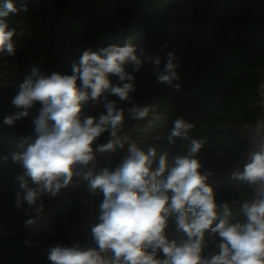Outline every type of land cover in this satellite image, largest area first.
<instances>
[{
  "label": "clouds",
  "instance_id": "obj_1",
  "mask_svg": "<svg viewBox=\"0 0 264 264\" xmlns=\"http://www.w3.org/2000/svg\"><path fill=\"white\" fill-rule=\"evenodd\" d=\"M27 11L24 0L19 7L14 0H5L0 17ZM14 36L15 29L0 19V55L15 56ZM144 65L151 66L157 84L181 90L179 58L174 52H167L162 65L161 55L130 40L123 46L83 51L79 61L71 64L70 75L43 74L33 67L19 84L12 99L18 111L3 123L14 126L39 104L33 120L36 138L21 137L20 150L2 159H11L23 169L14 180L16 208L26 204L25 215L32 214L25 225L36 223L44 211V197L55 198L78 179L86 182L91 194H103L99 223L91 228L97 247L82 248L79 242L50 246L46 253L51 264H264V122H257L252 132L258 143L242 170L232 173L234 179L248 183L253 195L240 201L243 221L231 222L228 204H218L213 186L207 183L212 173L200 171L198 157L206 140L190 136L193 123L183 118L172 122L167 144H188L184 154L171 159L167 153L158 155L155 147L145 151L122 134L127 120L142 122L158 109L156 104H138L133 96L137 87L132 72ZM112 77L118 83L113 84ZM109 96L130 106L120 107ZM89 100L105 111L98 117L84 116ZM105 133L107 142L96 143ZM117 149L122 155L115 168L96 171L97 155ZM220 208L223 216L218 215ZM173 218L178 236L170 232Z\"/></svg>",
  "mask_w": 264,
  "mask_h": 264
},
{
  "label": "trees",
  "instance_id": "obj_2",
  "mask_svg": "<svg viewBox=\"0 0 264 264\" xmlns=\"http://www.w3.org/2000/svg\"><path fill=\"white\" fill-rule=\"evenodd\" d=\"M19 7V0H14ZM5 0H0V10ZM31 9L8 17H0L15 29V56L0 55V227L4 232L25 225L31 217L24 208L15 206L16 174L21 166L14 165L5 154L20 150L21 137L31 136L33 120L40 105L29 115L15 122L3 123L6 116L18 109L12 104L19 84L30 75L33 67L43 74H71V64L78 62L85 50L98 51L110 45L123 46L127 41L162 57L167 52L179 58L177 69L181 90L157 84L151 66L144 65L132 72L138 104H156L157 112L142 122L127 120L124 131L145 151L155 147L158 155L167 153L169 159L184 154L188 142L168 145L165 137L172 122L183 118L195 125L190 136L206 140L201 148L200 171L211 172L207 183L213 186L218 204L227 203L231 222L243 221L240 205L252 195L246 181L232 177L231 171L246 147L230 122L247 125L262 115L258 86L264 69V0H30ZM167 45V48L164 46ZM113 84L118 83L112 77ZM79 83V82H78ZM120 107L130 105L115 96ZM102 105L89 100L84 116H99ZM161 139L157 141L155 137ZM103 134L96 143H106ZM31 142V141H30ZM121 150L106 153L103 159L119 162ZM81 194L71 192L55 198L44 197V211L33 224L29 242H41L47 249L56 244L70 245L83 238L76 226L82 211ZM224 210L218 209L223 216ZM174 236V218L170 223ZM211 247V245L209 246Z\"/></svg>",
  "mask_w": 264,
  "mask_h": 264
},
{
  "label": "built area",
  "instance_id": "obj_3",
  "mask_svg": "<svg viewBox=\"0 0 264 264\" xmlns=\"http://www.w3.org/2000/svg\"><path fill=\"white\" fill-rule=\"evenodd\" d=\"M19 3H20V0H19ZM24 3H26L28 11H29L31 9L30 0H24ZM257 90H258V95H259V104H260V108H261V112H262L261 117L256 122H254L253 124H247V125L236 124L233 121L230 122V125H232L234 127V129L237 133V137L239 139L246 141V147L240 152V158H239L238 162H236V164L234 165V167L231 171V174L234 171H236L237 169L242 170L243 165L247 162V157H248L249 153L255 149L256 144L258 143V141L253 138L252 132L255 131V127H256L257 122H264V69L262 70V78H261V81L259 83ZM122 134H126L129 136L130 131H124V133H122ZM105 156H106V153L97 155L96 162H95V170L96 171H99L101 168H103L105 166L114 169L116 164L118 163L117 161H114L111 164L105 165L103 163V159ZM236 180H239V179H236ZM76 191L81 194L80 203L82 206V211H81L80 216H79V222L75 228L78 231V233L83 238L86 239L85 243L81 246V247H84L89 242V240L91 239L90 231L85 229V225L91 221H92V225H94L95 217L98 219V216L100 214L99 205L103 201V194L99 193V192L95 195L91 194L87 190L86 182H81L78 179L75 181L74 186L70 185L68 188L62 189L59 194L62 196H65L71 192H76ZM252 195H253V193H252ZM252 195L249 196L247 199H250L252 197ZM233 203L236 205L241 204V202L239 200H235ZM30 226H31V228L33 227V225H30ZM73 244L74 243H71L69 246H72Z\"/></svg>",
  "mask_w": 264,
  "mask_h": 264
},
{
  "label": "water",
  "instance_id": "obj_4",
  "mask_svg": "<svg viewBox=\"0 0 264 264\" xmlns=\"http://www.w3.org/2000/svg\"><path fill=\"white\" fill-rule=\"evenodd\" d=\"M99 220L95 217L94 225ZM92 221L85 225L90 231L91 239L82 248L97 247L92 238ZM31 226H22L10 232L0 227V264H51L47 259L45 245L41 242H29Z\"/></svg>",
  "mask_w": 264,
  "mask_h": 264
}]
</instances>
